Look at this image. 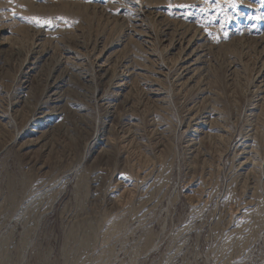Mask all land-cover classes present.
I'll return each instance as SVG.
<instances>
[{
    "label": "rangeland",
    "instance_id": "374dc122",
    "mask_svg": "<svg viewBox=\"0 0 264 264\" xmlns=\"http://www.w3.org/2000/svg\"><path fill=\"white\" fill-rule=\"evenodd\" d=\"M183 33L204 57L180 89ZM107 60L134 69L113 100ZM55 78L58 118L31 137ZM263 158L264 0H0V264H264Z\"/></svg>",
    "mask_w": 264,
    "mask_h": 264
},
{
    "label": "bare ground",
    "instance_id": "6f19581e",
    "mask_svg": "<svg viewBox=\"0 0 264 264\" xmlns=\"http://www.w3.org/2000/svg\"><path fill=\"white\" fill-rule=\"evenodd\" d=\"M186 35H188V33H185V34L183 33L181 35L182 38L179 37L173 45H171V43H170L169 48H168V49L171 48L170 50H174V49L178 48V54L176 55V58L174 60L175 63H174L172 68L174 71L173 78H174L175 82L177 83V87H179L180 89L187 87L188 85H190L194 82V80L196 78V74L201 69L200 68L201 67V58L204 57V55H202L201 53H197L196 51L191 49V46H190L191 41H189L187 43V46L184 47L183 42H186V41H183V40H185V38L187 37ZM180 38H181V41L179 42ZM39 41L40 40L35 42L33 44L32 49H31V56L30 57L33 59V61L30 62L27 60L28 58H26L24 63H22V67L24 69L23 74L27 75L29 72H33L34 66H36V63H39V62L43 61L45 58H47L46 57L47 51L44 50L43 44ZM2 44H4V42ZM98 61H100V60H98ZM106 63H108V60L102 61L101 64H99V63L97 64L96 75L99 76V78L101 80L107 81V90H109V93L112 96L110 98H112V100H113V99H117L120 96H122L123 92L126 91V89H127L126 87L128 85L127 84L128 79L134 73V69L131 68V66L129 64L124 63L125 65L122 64L123 66L121 68V71L115 72V74H111L110 69L107 67ZM113 63H114V61H113ZM173 71L171 70V72H173ZM61 87H62L61 82L55 78L53 80V82L51 83V85L49 86V89L46 92L45 97H43L44 101L40 100L35 105V108L33 110V115L31 118L32 129H30L28 131V135H30L31 137H35L38 133H41V131L43 129L45 130V128L50 127V125L53 123V121L58 118V115H57L58 112L57 111L59 109L60 103L62 102V100L58 96V91L60 90ZM26 90H27V87L24 88L25 92H26ZM260 90H261V88H260ZM259 95H262V94H259ZM154 96L158 97V95L156 93L154 94ZM249 112L252 113L253 110L251 109ZM212 113H214V112H212ZM188 116H190L187 118V119H189L188 123H190L192 126V130H191L190 134L192 133V136L195 137L198 132H201L205 129V127L207 126L206 124L208 123V121H210L209 119L211 117V113H209V114L203 113V114L199 115V114L194 113L193 108H190L188 110ZM213 118H216V117H213ZM211 120H212V117H211ZM250 133H245L242 137H240L237 140L236 144L234 143L235 144V151L237 152L236 156H237V158H239L241 160L240 166H243V167H248V166L254 167L255 166V163L253 162V158L255 156H257V149L258 148L257 149L255 148L254 141H253L252 135ZM192 140L190 142L191 144L193 143ZM186 144H188V143H186ZM242 159H243V161H242ZM261 166L264 169V158L262 159ZM247 169L249 170L251 168H247Z\"/></svg>",
    "mask_w": 264,
    "mask_h": 264
},
{
    "label": "snow or ice",
    "instance_id": "6c2138e0",
    "mask_svg": "<svg viewBox=\"0 0 264 264\" xmlns=\"http://www.w3.org/2000/svg\"><path fill=\"white\" fill-rule=\"evenodd\" d=\"M37 26H40V25H39V21H37Z\"/></svg>",
    "mask_w": 264,
    "mask_h": 264
}]
</instances>
